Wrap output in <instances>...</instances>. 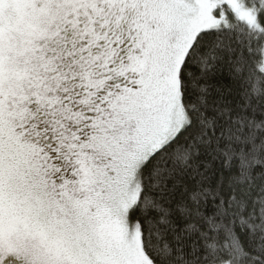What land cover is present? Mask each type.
I'll return each mask as SVG.
<instances>
[{
  "label": "snow or ice",
  "instance_id": "1",
  "mask_svg": "<svg viewBox=\"0 0 264 264\" xmlns=\"http://www.w3.org/2000/svg\"><path fill=\"white\" fill-rule=\"evenodd\" d=\"M0 264H264V0H0Z\"/></svg>",
  "mask_w": 264,
  "mask_h": 264
}]
</instances>
